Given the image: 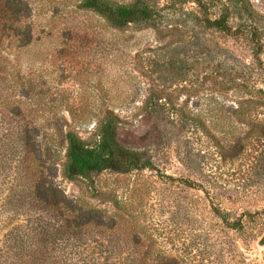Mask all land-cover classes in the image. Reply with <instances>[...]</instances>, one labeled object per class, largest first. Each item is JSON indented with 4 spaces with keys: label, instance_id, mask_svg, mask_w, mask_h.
I'll return each instance as SVG.
<instances>
[{
    "label": "rangeland",
    "instance_id": "374dc122",
    "mask_svg": "<svg viewBox=\"0 0 264 264\" xmlns=\"http://www.w3.org/2000/svg\"><path fill=\"white\" fill-rule=\"evenodd\" d=\"M202 1L203 13L145 0L165 6L155 22L115 27L81 0H28L16 20L0 0V264L14 234L49 233L58 250L39 244L38 254L50 260L77 255L78 237L53 238L62 220L32 196L37 173L167 254L264 264V45L256 54L244 25L264 16V0ZM226 9L229 32L198 20ZM259 29L264 43V19ZM109 110L122 120L118 140L152 168L67 178L66 134L96 141Z\"/></svg>",
    "mask_w": 264,
    "mask_h": 264
},
{
    "label": "trees",
    "instance_id": "16d2710c",
    "mask_svg": "<svg viewBox=\"0 0 264 264\" xmlns=\"http://www.w3.org/2000/svg\"><path fill=\"white\" fill-rule=\"evenodd\" d=\"M172 1V0H169ZM198 5V12H206V3L202 0H187ZM174 3V1H173ZM2 6L10 20H16L29 13L28 0H2ZM80 6L103 16L115 27H125L131 23L142 21L155 22L165 6H154L145 0H134L131 3H120L116 0H81ZM248 22L244 24L250 29L252 38L257 45L256 54L263 47L259 24L264 16L249 13ZM263 17V18H262ZM206 27L229 32V13L210 19L198 17ZM122 124L120 117L113 111H107L97 125L98 139L92 143L83 140L75 132L66 134V163L64 174L69 179L85 178L91 180L95 173L111 172L127 174L136 170L152 168L153 164L143 159L137 148L122 144L118 140V130ZM191 186V181L185 180ZM32 196L38 201L54 208L53 216L62 220L59 227H53V238L68 235L78 237L86 234V242L74 238L72 250L74 256L55 255L48 259L39 255V244L53 252L58 250L57 241H51V235L45 237L33 236L24 240L18 234L10 238L8 254L3 264H197L190 255H170L165 248L148 235L142 237L139 231L132 228H122L113 216H107L95 208H84L75 203L56 186L46 180L43 175L36 174L32 188ZM67 205L64 212L62 207ZM216 213L225 221L226 217L220 209ZM234 228L241 227V221L233 223ZM47 230V229H45ZM49 230V229H48ZM96 235V237H94ZM264 244V243H263Z\"/></svg>",
    "mask_w": 264,
    "mask_h": 264
}]
</instances>
